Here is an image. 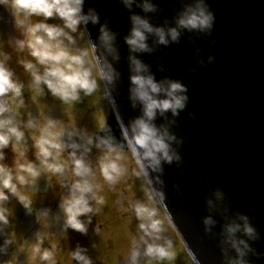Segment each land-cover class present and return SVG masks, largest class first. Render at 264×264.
<instances>
[{
  "label": "clouds",
  "instance_id": "obj_1",
  "mask_svg": "<svg viewBox=\"0 0 264 264\" xmlns=\"http://www.w3.org/2000/svg\"><path fill=\"white\" fill-rule=\"evenodd\" d=\"M87 0H0V6L14 17L16 33L8 43L28 75L27 85L10 65L11 54L0 49V234L10 223L9 208L4 202L15 197L28 213L33 212V200L22 188L38 190V182L46 175L60 183L64 190L56 216L62 217L63 228L87 233L93 215L107 200L103 185H117L131 172L139 180L141 196L128 200L127 209L135 218L125 264H174L177 257L175 241L168 232L172 222L168 207L165 165L182 162L179 146L183 137L173 130L178 117L188 104V86L171 76L157 78L143 53H153L159 46L180 43L185 32L210 35L215 24V12L208 0H183V6L163 23H153L150 13L160 10L156 0H120L129 11L131 27L123 39L128 46V99L138 114L125 121L115 95L121 72L116 64L121 59L117 43L119 32L111 25V17L101 18L100 11ZM138 8L141 11H136ZM36 17L34 21H25ZM51 18V21H50ZM89 24L98 25L93 39ZM191 39V37H189ZM151 41V42H150ZM200 49L196 48L197 55ZM213 55H198V63H211ZM159 68L164 71V65ZM40 96L51 94L64 104H77L85 97L99 94L101 106L115 111L120 135L114 133L106 119L93 128L73 121L61 123L49 116L41 123L40 115L27 110L25 88ZM162 118V119H160ZM36 132L33 148L35 159L16 166L6 162L4 149L19 148L26 142V133ZM96 149L95 159L92 158ZM20 156L24 151L19 152ZM43 166V167H41ZM123 205V201H122ZM208 214L202 217L204 231L218 235L222 264H254L251 256H264L254 246L264 238L247 212L232 210L227 193L216 187L206 197ZM213 213L223 216L219 232ZM50 215V209H45ZM36 238L42 243L44 237ZM8 243L5 237L0 251ZM38 253L40 247L36 248ZM190 264H202L190 247L185 246ZM77 264H94L86 246L72 251ZM41 259L55 264L54 253L43 250Z\"/></svg>",
  "mask_w": 264,
  "mask_h": 264
},
{
  "label": "water",
  "instance_id": "obj_2",
  "mask_svg": "<svg viewBox=\"0 0 264 264\" xmlns=\"http://www.w3.org/2000/svg\"><path fill=\"white\" fill-rule=\"evenodd\" d=\"M156 2L160 10L149 14L153 23H163L165 17L171 20L183 6V0ZM208 3L216 16L210 35L185 32L180 43L140 55L152 65L157 78L171 76L188 86L187 107L173 125L183 137L179 146L183 159L179 165H165L167 202L184 245L196 252L202 264H222L219 236L206 233L202 223L208 214L206 197L213 189L223 188L230 208L247 212L264 234V0ZM88 4L100 11L102 20L111 17L112 27L120 34L121 59L116 66L121 78L115 95L127 121L139 111L128 99V46L123 37L131 27L129 11L120 0H87L85 8ZM88 27L94 39L98 25ZM197 47L205 61L208 55L215 59L199 64ZM107 122L119 137L115 111ZM213 215L218 233L223 216ZM253 243L264 252V238ZM250 259L264 264V256Z\"/></svg>",
  "mask_w": 264,
  "mask_h": 264
},
{
  "label": "rangeland",
  "instance_id": "obj_3",
  "mask_svg": "<svg viewBox=\"0 0 264 264\" xmlns=\"http://www.w3.org/2000/svg\"><path fill=\"white\" fill-rule=\"evenodd\" d=\"M35 19L38 18L33 17L25 22L30 23ZM15 33L12 13L0 6V49L11 54L10 65L27 85L29 77L22 65L18 63V59L24 53H17L8 43L11 35ZM24 94L27 98V110L32 111L35 116L40 115L41 123L46 122L47 118L52 116L60 119L63 124L75 121L91 129L99 119L107 120L112 111L101 106L103 102L99 94L85 97L81 102L72 105L60 102L51 94L40 96L27 87ZM36 136L38 133L28 132L24 145L14 150L11 146L4 149L7 154L6 162L16 166L34 160L33 143ZM21 150L24 151L23 156L19 155ZM96 152L97 150L93 149L91 154L93 159H95ZM125 163L129 166V174L117 185L109 186L102 177H98L103 185L102 194L106 196L107 202L101 206L98 213L93 215L86 234L71 228L65 231L62 217L56 216L59 212L61 196L66 189L61 187L55 177L50 181L51 186L47 184L46 175H42L38 182V190L21 189L22 192L32 197V213H28L15 197L4 202L9 208L10 223L2 226L3 233L0 234V244L4 243L5 237L8 240V243L4 245V251H0V264H51L50 261L41 259V254L45 249L54 253L55 264H77L71 254L78 244L87 247L94 264H125L131 235L134 234L136 226L131 211L126 210L127 203L128 200L142 195L139 180L131 172L133 163L130 160ZM46 208L50 209V215L45 214ZM167 228L175 241L178 253L174 264H190L185 245L173 224L167 223ZM37 233L44 237L42 243L36 238ZM37 247H40V253L36 251ZM152 264L156 262L153 261Z\"/></svg>",
  "mask_w": 264,
  "mask_h": 264
}]
</instances>
